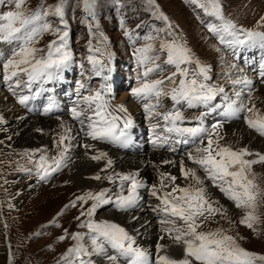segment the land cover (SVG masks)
Instances as JSON below:
<instances>
[{
    "label": "rangeland",
    "instance_id": "1",
    "mask_svg": "<svg viewBox=\"0 0 264 264\" xmlns=\"http://www.w3.org/2000/svg\"><path fill=\"white\" fill-rule=\"evenodd\" d=\"M59 2L60 0H26L23 7L26 10L33 11L39 9L41 6L46 8L49 5H55ZM200 2L202 3L204 0H200ZM219 3L224 17L234 23L238 28L264 32V20H262V18H264V0H219ZM13 8L14 4L5 0V4L0 5V14L13 10ZM93 11L94 15L85 19L84 16L88 15V13L84 10L83 0H64V19L67 21L68 27L66 30L69 32L67 38L68 50L72 53V58L67 66L68 69H71V72L69 71L70 69L66 70L67 79L70 81L68 86H72L71 84L74 82H82L83 85H86L88 87L87 89L90 90V92L87 93L85 88L83 89V87H80L83 89V93L75 95L76 93L74 91L72 99H83L85 96H92L95 94V91H97L96 88L99 85L100 73L92 69V66L95 67L101 64L105 67L108 65V68H113L118 73L109 69V75H114L116 80L121 81L122 75L124 76L122 83L128 92H121V89H119V97L116 95L115 98L112 90L110 91V96L116 109L121 106H130L132 102H135L132 99V96H134L132 92L134 89L140 87L145 79H147L148 82L158 79L164 80L161 87L167 89V94L165 96L168 97L171 90L174 87L178 88L179 81L184 78L177 74L174 77L175 83L167 79L176 72L177 69L174 65L165 63L167 60V52L160 50L161 41L172 40L174 37L169 36L168 33L173 32L175 36L179 38V41L190 49L194 59L198 60L200 64L207 69L206 75L208 79L205 80L203 76L197 74L198 69L195 63L182 64L181 68H187L189 70L187 79L190 80L195 78L198 83L209 84L210 87L216 91V94L212 101L210 100L207 102L210 106V114H213H211V116L206 115L202 106L197 107V105L200 106V104L194 102V105L190 107L186 101L181 100L178 110L182 113L184 120L194 125L196 124L197 127H203L206 131L195 137L186 135L188 143H181V147L176 146L175 139L180 136L176 133L174 141L172 140L169 146L164 145V148H161L159 152L177 157L174 155L179 153V150H181L180 148H182V153H187L197 146L200 147L202 142L207 143L209 134L213 135L214 140L220 138V145H230L234 150L245 149L243 148V144L237 147L235 142L242 140V136L238 140L232 141L231 137H229L231 133L229 130H226L227 128H222L219 121L220 118L226 119L228 116L226 114V106L223 105L226 101H229L227 104L233 105L234 103L237 104L245 101L248 106H251V101H248V99L251 100L250 95L240 96L242 94V88L236 84L238 83V78L241 80L242 77H248L253 74L252 76L255 77V79L258 76V81H256L257 85L261 88L264 87V76L260 75L262 71L260 66L264 64L263 51L257 52L258 49L255 47L256 49L252 48L251 50L252 53L254 52V55H248L243 45L238 48V46L230 47L221 44L218 36L210 32L208 28L210 24H219L220 21L215 16L206 13L204 8L200 7L198 3H193L192 0H153L151 3L150 0H95ZM161 13L163 16L167 17V20L161 17ZM48 20L54 27H62L58 17L50 16ZM148 37H154V39H148ZM36 39L38 42L35 44V47L46 51L47 44L56 40L57 36L51 32H46ZM147 44L153 45V50L148 52L147 55L159 57L155 63L160 65V69L150 73L149 76L145 78L142 75L145 71V66L139 64L138 57L140 54L137 53L136 50L144 48ZM7 45L5 46L4 43L0 42V48L9 52L11 56L12 48L15 45ZM97 49H99V51H97ZM43 54L44 53H38V55ZM89 56L93 57L98 63L94 64L89 61ZM7 58H5V60ZM230 66L237 67L235 68L237 70L231 71L227 76L223 70ZM1 70H3V67H1ZM62 71L64 73L63 78L57 80L59 84L65 85L68 80L65 77V69H62ZM235 71L241 74L236 75L234 74ZM26 78L27 77L24 75L19 77L21 81L20 87L15 86L14 78L11 85H9L10 87L7 88L5 86V89L0 91V96L6 92V89L8 91L13 90V93L17 92L18 97L21 95L30 96L32 93L35 94L40 88V85L33 83L31 90H29L24 84ZM229 78L232 79V82ZM57 80L55 79L54 83L52 81L42 83L41 87L44 86L50 90L53 84L58 83ZM243 80L247 81V79ZM110 81L108 83H110ZM227 81L228 83H226ZM0 83H2L0 85L6 84L4 71L0 73ZM129 83L132 86V91L127 90ZM57 86L58 84L55 85V90ZM76 86L78 88L80 84L77 83ZM221 89L223 91H220ZM237 93H239V96H237ZM9 94L11 93L9 92ZM56 94L64 95L63 92L59 91ZM56 94H54L53 97L56 96ZM69 94L70 93L67 94V97ZM124 94L129 98L126 97V99L120 103ZM236 97L238 101L233 103L231 100ZM160 99L161 97H159L157 101V98L152 96L149 101L150 103H157L160 102ZM45 100L47 102V98ZM168 100L169 98L166 100L163 99L161 105L163 108L159 106L157 110L163 111L165 108L170 107L171 104ZM41 102H38V104ZM166 102L168 103L166 104ZM44 104L46 103L42 102L41 106H44ZM84 105L86 108L88 107L85 102ZM114 110L115 109H112L113 114L118 116ZM118 113L122 118L126 114L122 112ZM215 114L217 116H215ZM214 116L215 120L212 119ZM6 117L9 118L7 120L11 121L12 124L0 123L1 127H6L8 125V132H6L5 135L11 132L13 125L16 124L14 120L18 118L17 115H8ZM42 119L50 120L48 116L42 117ZM193 120H195L196 123ZM207 120L210 122H206ZM233 121H235V118ZM75 122L79 123L80 120L76 119ZM178 126L180 127V124H178ZM247 126V124H243L245 130L248 132L251 131L254 136L264 141V136H261L256 130H252V128ZM49 129H46L43 133H45L44 136L46 138L50 139L52 136L58 138L59 134L63 133L65 128L58 125V130L52 127ZM232 135V138L238 136L235 132ZM199 137L201 141H199ZM70 144L73 145L75 142H71ZM233 144H235L236 147L233 146ZM16 145L17 144L14 143V149L11 150L0 143V264H65V257L68 256V249L74 247L76 244V241L71 239V235L73 233L84 234L85 239L82 241L84 243L90 240L89 237L91 234L87 228H82L80 225L86 224L89 220L100 223L95 220L98 217L97 215L93 218L87 215V211L92 207L94 201L88 200L87 203H82L83 205H80V201L77 200V197L84 195V192H92L94 194L101 192L100 188L102 186L99 185L101 179H94L97 174L93 177H87L88 180L97 183L98 188L96 186L91 188L80 187L71 178L68 168L64 167L58 169L56 172H52L45 180H41L34 166V161L39 159L40 153H36V151L33 150L34 148H23L17 147ZM150 149L151 148L145 149L144 152H140L138 156H144L147 152L154 151L155 148ZM195 150H197V148ZM94 151L93 149L83 148L82 159L77 161L76 167L79 168L81 162L84 163V159L92 164L97 163L99 160L91 159L92 156L97 155L96 151ZM33 153H35L34 157L32 156ZM256 153L264 154L260 152V149ZM184 156V154L181 155L179 159L184 160ZM30 157H32L33 162H30ZM249 157L250 156L245 158L257 159L255 155L251 156L252 158ZM162 158V156H155L154 159H152L156 164L155 169L157 168L158 170V173H152L155 178L158 177L161 179V174L165 173L166 176L177 177L175 181L176 185L181 187L187 186L190 181H185V178L181 174V167L178 166L179 164L164 163V161L171 160ZM192 163L193 162L190 161L188 166L184 167H191V169L197 171V175L204 180V186L207 188V194L210 197V193L216 188L213 186L212 181L205 177L203 169ZM261 164L263 166H261ZM102 169L104 168L101 167L98 171ZM253 172L255 174L256 183L261 189H264V164H255L253 166ZM26 185H30L29 188L32 190L28 196H25L26 193L24 191ZM9 187H11L10 189L12 192L9 191ZM163 191H165V189L159 193L162 195ZM221 193L222 192L213 194L212 197L221 201L224 196V193ZM15 195L19 198L18 203L12 201V197ZM226 199L228 200L226 203L220 204L226 210V215H216L214 219H209L204 225V230L215 231L217 228H223L228 235H232L236 239L242 248L250 252L264 255V193H262L260 197V207L258 209L259 222L255 225V227L259 229V234L240 223L244 215L243 210L237 208L234 202L227 197ZM74 201L76 202V206L72 207L71 205ZM155 201L156 202H152L154 207L161 204L158 200L155 199ZM83 211L85 214L81 215ZM116 213L121 214V212ZM139 218H141V220H147V216L144 215L142 217H136L132 222H136ZM66 220L68 221L64 223ZM54 221L55 223H53ZM68 226H70V228L67 230V238L60 240L59 238L65 235L63 228L66 229ZM61 227L63 228L58 231ZM157 227L161 229L160 226L157 225ZM131 230L133 231V229ZM136 232H138L141 246L143 243L142 247H144V242L156 239L158 231L156 228L154 229L149 226L146 222L144 227L136 230ZM144 234H147V236L143 237ZM165 242L164 245H167V255L170 254L169 256L174 257L179 251H182V248L174 245L170 239H167ZM168 244L170 245L169 247ZM155 253L157 254V251H155ZM155 253L152 256L154 262L157 256ZM68 259L72 260L73 257H68ZM82 259L84 258L82 257Z\"/></svg>",
    "mask_w": 264,
    "mask_h": 264
},
{
    "label": "snow or ice",
    "instance_id": "2",
    "mask_svg": "<svg viewBox=\"0 0 264 264\" xmlns=\"http://www.w3.org/2000/svg\"><path fill=\"white\" fill-rule=\"evenodd\" d=\"M8 2L14 4V8L0 14V42L15 45V47L12 48L11 56L3 63L5 79L13 80L15 78V86L20 87L19 77L26 75L27 80L24 83L29 90H31L33 83H48L54 79H59L62 69L68 66L72 58V53L68 50L67 38L69 32L66 30L68 25L64 19V0H60L59 3L49 5L46 8L41 6L33 11L26 10L23 7L26 0H8ZM151 2L153 0H150ZM192 2L198 3L206 13L215 16L220 21L219 24H210L208 28L210 32L218 36L221 44L230 47L255 46L258 44L264 48V32L238 28L224 17L219 0H204L202 3L200 0H192ZM4 4L5 0H0V5ZM94 6L95 0H83L84 10L89 16L94 15ZM50 16L58 17L62 27H54L48 20ZM161 17L167 20V17L163 16L162 13ZM46 32L56 35L57 39L49 42L45 51L35 47V44L38 42L36 38ZM168 35L174 38L170 41H161L160 50L167 52L165 63L174 65L177 71L167 79L175 83L174 77L177 74L184 77L179 81V87H174L171 90L173 101L180 103L183 100L191 107L194 102L206 103L212 100L216 91L204 83H198L195 78L187 79L189 70L181 68V65L195 63L198 69L197 74L203 76L205 80L208 79L207 69L198 60L194 59L190 49L179 41L175 33L169 32ZM148 39H154V37H148ZM152 50V44H147L144 48L136 50L140 54L138 57L139 64L145 66V71L142 73L145 78L150 73L160 69V65L155 63L159 57L147 55ZM38 53L44 54L38 55ZM2 56L3 53L0 52V57ZM88 59L94 64L97 63L91 56ZM260 67L262 70L261 76H264V64H261ZM163 83L164 80L162 79L152 82L145 79L140 87L133 90V95L140 99L155 96L158 101L163 91L160 87ZM244 83L248 84L250 82L244 81ZM80 87H83V85H80ZM237 96H239V93H237ZM29 99V96L21 95L18 102L23 106H27ZM83 101L88 105L87 109L77 110V108H73L72 115L73 118L84 124V120L80 119L81 116L85 115L87 111L93 113L92 116H85L88 120L87 136L93 140L99 139L120 145H127L130 142L131 135L128 130L133 124L130 116L125 115L121 118L114 115L113 111H107L108 102L105 101L101 92H96L94 96H85ZM158 106V103L146 104L145 108L151 114ZM54 107L55 100L50 99L49 104L43 111L45 114L50 113ZM239 110L241 109H234L233 104H229L227 108L228 113ZM246 110L252 114L247 120L248 126L264 136V116L255 111V106ZM114 111L127 113V109L122 106ZM163 120L171 124V127H167L166 131L175 132L180 136L195 137L206 131L203 127H179L177 122L182 123L184 121V117L179 110L164 114ZM3 122V118L0 117V123ZM61 127L65 128L63 124H61ZM155 127L153 125V128ZM69 132L70 129L65 128V131L58 136L57 148L60 149L58 155L48 156L43 154L46 150H38L41 154L39 159L34 161V166L41 180H45L52 172H56L61 167L65 153L68 151L66 141L70 139ZM219 139L214 140L213 135L209 134L207 145L197 148L195 154L189 153L188 158L203 169L205 177L212 181L214 187L219 188L228 199L234 202L237 208L243 210L244 215L240 223L259 234V229L255 225L259 222L258 209L264 189H261L255 181L253 166L257 163H264V154H253L248 149L234 150L230 145H220ZM157 140H159V137H157ZM177 143H188V140H179ZM84 147L88 148L90 146L85 145ZM106 155V153L100 152L92 156L91 159L100 160L106 158ZM253 155L258 158H245ZM32 156L34 157L35 153ZM30 162H33L32 157H30ZM164 163L174 162L164 161ZM111 164V159H108L107 166L110 167ZM181 174L186 180L190 181L187 186L176 185L177 177H166L165 174H161L159 188L155 185L152 186L151 194L156 196L162 205V207L154 210L166 214L160 220L161 225L165 226L162 227L161 231L167 235L174 245L183 250L182 257L177 259L166 254L167 245L157 244L155 264H264V255L242 248L232 235L227 234L225 229L204 230V225L209 219H214L216 215L225 216L226 210L222 205H219V201L212 200L207 195L204 180L197 175L195 169L185 168L183 161H181ZM106 178L112 179L111 176ZM94 179L99 180L101 177L97 175ZM120 179L130 182L129 194L121 196L116 201V205L120 209H127L135 203L137 189L145 187V185L136 179L135 173L121 176ZM165 179L171 181V191H163L162 195H158L159 192L168 187L164 183ZM105 196L104 191L95 194L88 192L77 197V200L82 203H87L88 200L94 201L92 207L87 211V215L91 217L98 205L108 202ZM71 206L75 207L76 202L74 201ZM84 214L81 213V215ZM169 216L174 219H169ZM80 227L87 228L91 234L89 237L90 248L85 247L82 243L85 239L84 234L73 233L71 239L76 241V244L68 249L65 264H93L91 260L82 259L84 256L90 257L92 255L105 256L109 264H117L118 257H126L127 264H150L148 250L136 246L135 239L124 228L114 223H95L91 220L86 224H81ZM65 238H67V230H65V235L59 239L64 240ZM160 239L163 240L164 236H161ZM109 246L116 254L107 252ZM68 257H73V259L69 260Z\"/></svg>",
    "mask_w": 264,
    "mask_h": 264
},
{
    "label": "bare ground",
    "instance_id": "3",
    "mask_svg": "<svg viewBox=\"0 0 264 264\" xmlns=\"http://www.w3.org/2000/svg\"><path fill=\"white\" fill-rule=\"evenodd\" d=\"M6 45L7 44H5V46ZM255 47L258 49L257 52H259V51L264 52V48L260 47L258 44L255 46L243 45V48L246 49L248 55H251V54L254 55V52L252 53L251 50H252V48L256 49ZM238 48H239V46H238ZM3 50L4 49L0 48V52L3 53V57L0 58V73H2L4 71V70H1V67H3V63H4L5 58L10 56L9 52H7L5 50L3 51ZM246 56H247V54H246ZM235 68H237V67L230 66V67H227L223 71L228 76L231 71L237 70ZM241 70H243V69H241ZM234 74L240 75L241 73H237L235 71ZM252 75H250L248 77H244V78L242 77L241 80H239V78H238V83H236L242 88V91H241L242 94L240 96L250 95L251 100L248 99V101L249 102L251 101V106H248L246 104V102L243 100H241L243 102H239L236 104L234 102L235 101L237 102L238 99H237V97L233 98V100H231V101H233V103H234V105H233L234 109H241V110L233 111L232 113H228L226 111V114L228 116L226 117V119L220 118L219 122H220V126H222V128H227L226 130H229V132L231 133V134H229L230 135L229 137H231L232 141L238 140L242 136V140L235 141L237 147H240L243 144V148L248 149V151L251 153H256L259 151V149H260V152L264 153V141L257 138L256 136H254L251 131L248 132L247 130H245L243 128L244 123L248 125L247 120L252 115L251 113L247 112V110H246L247 108H252L253 106H255V111L258 112L259 115L264 116V87L263 88L259 87L256 83L258 76L255 79V77H253ZM24 76L27 77L26 75H24ZM63 76H64V73L62 71L59 79H62ZM110 79H111V75H108V77L107 76L103 77V81H102L103 86H102V88L99 89L100 92L102 93V95L104 96L105 100L107 99L106 81L109 82ZM243 79H247V81L254 82V83L245 84ZM26 80H27V78L25 79V81ZM54 80H52L53 83H54ZM227 80H228V78H227ZM229 80L232 82V79L229 78ZM240 82H242V83H240ZM5 83L6 84L3 83L4 85H0V91L4 90L5 86L7 88L10 87L9 85H11L12 80H6L5 79ZM37 83H39V82H37ZM226 83H228V81ZM0 84H2V83H0ZM208 86L210 87L209 84H208ZM170 88H173V87H170ZM162 90L163 91H162V94L160 96L161 97L160 102H157V103L159 104V106H161L162 100L163 99L166 100L169 98L168 102H170V104H171L170 107H167L162 111V110H157L159 107L158 106L150 114L145 108L146 104L145 105H139L137 103V101H135V102H132V104L130 106H124V108L127 109V113L125 115L130 116L132 121L134 120L133 122H135L136 124H139L142 126H144V125L146 126V124H150L152 126L155 125V126L163 127L166 129L168 126L165 125L166 122L163 120V115L166 113L175 112L176 110H178L180 103H176L175 101H173V99L171 98V93H169L168 97L165 96L167 94L166 88H162ZM9 92L11 94H9ZM67 93H65L64 95H57L56 94V96H54L52 98V100H55V107L53 109L54 110H61L64 107L69 106L68 103L74 101L73 103L74 104L77 103V104H76V106L69 108L70 112L72 113L73 108H77V110H81L82 106L79 103L83 99L78 98V99L74 100L75 98H73V100L71 101V99L73 97V92L72 93L70 92L68 97H67ZM75 93H76L75 95H78L79 93H83V89L78 87V88H76ZM17 94H18L17 92L13 93V90L8 91L6 89V92L0 96V115L3 118L4 123H9L10 125L12 124L11 121L7 120V119H9L8 117H6L8 115H11V116L17 115L18 118L21 116L19 119L15 118L16 121L14 120V122L16 124L13 125L11 132L9 131L10 133H8L7 135H5V133L8 132V130H7L8 125L6 127L0 126V143L4 144L5 147H8L11 150L14 149L15 145L13 146V144L16 143L17 147L34 148L33 150H35L36 153H40V154H41V152L38 150H46L43 154L48 155V156H56V155H58V152L60 150L59 148H57L58 138H56L54 136H52L50 139L46 138L44 136L45 133H43V132L46 129H49L50 127L58 130V125H61V124L66 125L65 128L70 129V132L68 133L70 139L68 141H66L68 151L65 153L64 160L62 161V165L59 169L64 168V167L68 168V171L71 174V178L80 187L91 188L93 186H96L98 188L97 183H95L94 181L92 182V181L88 180L87 177H93L95 174L100 175V177H101L100 182L101 183L99 185L102 186L100 188V190L105 192V194H106L105 198L108 202L98 205L97 208L95 209V212L91 216V218H93L97 215L98 217H97V219H95V220H97V222L114 223V224L124 228L125 231H127L135 239L136 246H139L143 249L148 250V252L150 253L149 257L152 258L155 251H157L156 250L157 244H164V242L168 239L167 235L161 231L162 227H165V226L161 225V223H160V220L162 218H164L166 216V214L162 211L154 210V209H158V208L162 207V205L159 204V205L154 207V205L152 204V202H156L155 199L160 202V200L157 199L156 196H153L151 194L152 186L155 185L157 188H159L160 183H161V179L158 177L155 178V176L152 174L153 172L158 173L157 168L155 169L156 164H155L154 160H152V159H154L155 156H162L166 160H171L172 162L175 161L173 164H179L178 165L179 167H181V161H183L184 166H188V163L191 161L188 158V154L189 153L195 154L196 148L205 147L207 145V143L202 142V145L200 147L197 146L192 151L184 153V155H185L183 157L184 160H180L179 157H172L169 154L159 152V150L162 148V143L160 140H158V142L155 146V150L154 151L152 150V152L151 151L147 152V154H145L144 156H130V155H125V154H120V153L112 150L107 144H103L97 140H93L91 137L86 135V132L88 131V128H87L88 121L86 120V118L83 119L84 124H81L80 122L79 123H73L69 119L63 118V117H59V118L51 119V120L37 118V117H30L26 112H24L19 107V104H18L19 103L18 102L19 97ZM126 97H127V95L124 94L122 96V99L120 100L121 101L120 103H122L124 101V99H126ZM40 101L48 103V101L46 102V100L44 99V96L41 95L38 97V95H36V94L31 95L28 103L30 106H33L36 102L38 103ZM168 102H166V104ZM227 102L229 103V101H226L223 105H226ZM163 104H165V103H163ZM198 104H200V106L203 107L207 116H211L212 113L210 114L211 111H209V105L207 102L206 103H198ZM249 105H250V103H249ZM42 107H44V106H42ZM227 108H228V106H227ZM116 112L120 116L118 111H116ZM59 113L63 114V111H59ZM234 118H235V121H233ZM212 119L215 120V116ZM206 122H210V121L207 120ZM178 124H180V127H182V128H189V127L194 126V124H192L186 120H184L182 123L177 122V125ZM1 131H2V133H1ZM64 131H65V129H64ZM234 132L238 134V136L236 138H232V136H233L232 134H234ZM3 134L5 137L3 136ZM71 142H75V144L72 145V144H70ZM85 145H89L90 147H88V149H91V150L93 149V151L95 150L96 154H99L100 152L106 153L107 154L106 158H101L97 163H94V164H92L88 160L86 161V159H84V163L81 162L79 168H77L76 163L78 160L82 159L83 148H85L84 147ZM233 146H235V144H233ZM165 150H167V149H165ZM89 157H90V155H89ZM249 158H252V157L250 156ZM108 159H111V161H112V164L110 167L107 166V160ZM160 161H161V159H160ZM261 166H263V165L261 164ZM101 167H103L104 169H102L101 171H98L99 168L101 169ZM134 173L136 174L137 180H139V181L141 180L142 183L143 182L148 183L149 186L151 187V189H150V191H149V189H148V191L147 190L137 191V199H136L135 203L133 204L135 209L133 211H131V213L130 212L127 214L126 213L125 214L116 213L115 211L112 210L111 204L113 202L116 203V201L121 196H127L129 194L128 189L130 187V182L129 181H123L120 179V177L125 176V175L134 174ZM108 176H111L112 179L111 180L107 179L106 177H108ZM185 181H189V180L185 179ZM164 183L166 185H168V187L165 188V191H171V186H170L171 181L165 179ZM29 186L30 185H26V187L24 189V191L26 193L25 196H28L32 192V190H31V188H29ZM10 188L11 187H9L8 189L10 192H12V190ZM215 188L216 189H213L212 190L213 192L210 193V198L215 200V201H219L218 199L212 197L213 194H218L221 192L219 190V188H217V187H215ZM85 193L86 192H84V194ZM158 195H161V194L158 193ZM12 201L15 203H18L19 198L15 195L12 197ZM227 201L228 200L226 199V197L224 195L222 200L219 201V205L226 203ZM80 205H83L82 202H80ZM83 213H84V211H83ZM23 214H25V213H23ZM144 215L147 216V220H141V218H139L136 222H134V223L132 222L133 219H135L136 217H138V216L142 217ZM168 218L174 219L170 216ZM67 221L68 220H66L64 223H66ZM74 222H75V220H74ZM146 222L152 228H154V229L156 228L158 232H157L156 239L151 240L149 242H144L145 246L142 247L143 243L141 246V243H140L139 237H138V232H136V230L143 228L144 224ZM180 223H182V222H180ZM157 225L160 226L161 229H159V227H157ZM62 228L63 227H61L58 231H60ZM69 228H70V226H68L66 229L63 228V232H65V230H68ZM131 229H133V231ZM43 232H45V231H43ZM146 236H147V234H144L143 237H146ZM161 236H164L163 240L160 239ZM83 244L85 247L90 248V240L84 242ZM169 246L170 245L168 244V247ZM107 252L109 254H114V253L110 252L108 247H107ZM182 255H183V250L179 251L176 255H174V258L179 259L182 257ZM83 258L85 260L93 261V264H109V261L103 255H92L90 257L84 256ZM117 264H121L119 259L117 261Z\"/></svg>",
    "mask_w": 264,
    "mask_h": 264
}]
</instances>
